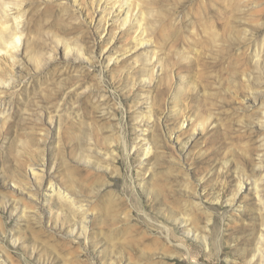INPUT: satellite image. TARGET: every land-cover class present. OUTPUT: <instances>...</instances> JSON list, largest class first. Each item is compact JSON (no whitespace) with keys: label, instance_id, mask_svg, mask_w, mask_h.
Returning a JSON list of instances; mask_svg holds the SVG:
<instances>
[{"label":"rangeland","instance_id":"374dc122","mask_svg":"<svg viewBox=\"0 0 264 264\" xmlns=\"http://www.w3.org/2000/svg\"><path fill=\"white\" fill-rule=\"evenodd\" d=\"M0 264H264V0H0Z\"/></svg>","mask_w":264,"mask_h":264},{"label":"bare ground","instance_id":"6f19581e","mask_svg":"<svg viewBox=\"0 0 264 264\" xmlns=\"http://www.w3.org/2000/svg\"><path fill=\"white\" fill-rule=\"evenodd\" d=\"M19 39V38H18ZM19 41V40H18ZM20 42V41H19ZM19 44V43H18ZM19 47V46H18Z\"/></svg>","mask_w":264,"mask_h":264}]
</instances>
